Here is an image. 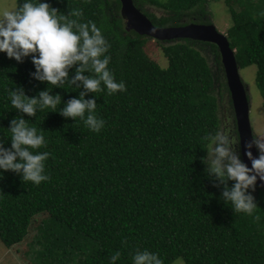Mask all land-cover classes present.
I'll return each mask as SVG.
<instances>
[{"label": "trees", "instance_id": "1", "mask_svg": "<svg viewBox=\"0 0 264 264\" xmlns=\"http://www.w3.org/2000/svg\"><path fill=\"white\" fill-rule=\"evenodd\" d=\"M212 0H134L159 28L212 24ZM227 32L240 71L256 66V86L264 107V0H232ZM18 7L24 0H17ZM57 12L58 22H94L105 38L108 68L124 91L110 93L100 81L89 91L75 81L82 65L67 69L62 84L34 77L32 55L21 61L0 52V146L11 149V121L23 119L44 135L33 154L47 153L35 184L22 173L0 178V240L7 249L23 244L33 230L28 259L41 264H133L137 253H155L164 264H264V189L247 190L252 215L238 212L223 192L235 183L210 170L209 137L222 129L219 96L230 97L215 45L191 40L162 45L166 69L150 73L143 45L149 39L128 31L119 0H39ZM164 11L149 13L146 5ZM17 7V8H18ZM80 13V15H77ZM63 17V20H59ZM91 35V32H90ZM214 53L216 69L205 51ZM82 75L99 79L91 66ZM59 96L55 109L36 106L28 115L14 108L10 93L36 98ZM219 91V92H218ZM94 101L83 117H65L72 99ZM220 93V94H219ZM232 112V101L229 100ZM93 115L103 124L93 131ZM233 152L241 159L235 116ZM215 146L212 144V147ZM242 161V159H241ZM39 247L38 249H34ZM32 256V257H30Z\"/></svg>", "mask_w": 264, "mask_h": 264}, {"label": "clouds", "instance_id": "2", "mask_svg": "<svg viewBox=\"0 0 264 264\" xmlns=\"http://www.w3.org/2000/svg\"><path fill=\"white\" fill-rule=\"evenodd\" d=\"M80 15V13H77ZM59 17V20H63ZM75 21L62 24L58 22L57 12L50 9L47 3L39 0H24L18 8L0 10V52L9 58L21 61L22 57L32 55V62L36 67L34 77L40 81H47L51 85L62 84L68 76L67 69L74 63L80 62L82 67L77 69L72 81H82L85 89L98 90L102 80L110 93L124 91L122 82H117L109 70V57L102 56L107 51L108 44L101 35L100 29L94 22L81 23L78 31H73ZM91 32V35H90ZM91 61L92 69L99 74V79L82 75L83 66ZM11 104L14 108L33 115L36 106L55 109L59 103V96H51L42 91L39 100L28 99L22 92L10 93ZM95 109L94 101H85L83 93L80 99L70 100L62 109L65 117H83L85 110L91 113ZM85 123L93 131H99L103 122L93 115H88ZM11 149L0 146V178L3 171L13 170L22 173L25 181L39 184L46 180L43 175L42 163L47 153L33 154L29 151L45 144V137L39 134L35 127L27 125L23 119L11 121L10 128ZM236 140H230L226 134L216 130L209 137V151L214 154L210 162L211 172L221 180H232L235 183L230 189L226 188L223 196L232 203L238 212L252 215L254 210L253 198L247 190L255 185L257 178L264 181V136H253L249 143L258 150V157L253 158L251 151L246 154L251 160V168L247 167L232 150ZM212 144L215 147H212ZM117 252L111 257V264L119 259ZM133 264H164L155 253L144 251L133 257Z\"/></svg>", "mask_w": 264, "mask_h": 264}, {"label": "water", "instance_id": "3", "mask_svg": "<svg viewBox=\"0 0 264 264\" xmlns=\"http://www.w3.org/2000/svg\"><path fill=\"white\" fill-rule=\"evenodd\" d=\"M119 1L121 2L122 17L125 20L128 31H134L139 36L147 37L160 43L191 40L212 44L217 47L232 101L241 159L247 167L251 168V160L246 153L251 151L253 158L258 157V150L255 145L250 149L248 148L253 136H255L250 117L252 105L249 89L245 86L240 74L236 51L231 48L228 36L220 33L214 24L192 23L178 27L159 28L134 4V0ZM255 184L264 189V181L260 180L259 177Z\"/></svg>", "mask_w": 264, "mask_h": 264}, {"label": "rangeland", "instance_id": "4", "mask_svg": "<svg viewBox=\"0 0 264 264\" xmlns=\"http://www.w3.org/2000/svg\"><path fill=\"white\" fill-rule=\"evenodd\" d=\"M233 5L235 4L232 0H212L208 6L209 20L216 26L217 30L220 33L225 35H227L228 30L232 26V18L229 12V8ZM17 7V0H0V10H3L5 8L11 9ZM145 10L149 13H155L159 17L165 14L161 9H158L155 6H150L149 4L145 6ZM161 44L164 45L165 43ZM161 44L149 38L146 41V44H144L142 47L145 56L148 57L149 60L148 65L144 68L145 72H147V75H150V73L153 72H158V68L164 70L168 66V61L164 57ZM204 54L208 58V61L212 68L215 70L216 62L214 60V53L210 48H208ZM257 71L258 68L256 66H251L240 71V74L245 86L249 89V97L252 105L250 117L254 134L255 136H264V107L263 99L256 86ZM222 92V96H219L220 116L223 121L221 133L226 134L228 138L232 140L231 138H236L235 134L232 131V129H234V112H232L229 105V100L231 98L225 91ZM210 157V160H212L214 158V154L211 153ZM36 233L37 231L33 230L32 234L28 236L23 244L12 247L11 249H7L0 240V264H41L39 261L33 260L32 258L28 259L29 257L27 258L28 254H34V252L30 250L29 245L32 244L33 237L34 235H36ZM38 248L39 247H35L34 249ZM172 264L185 263L182 259H178Z\"/></svg>", "mask_w": 264, "mask_h": 264}]
</instances>
